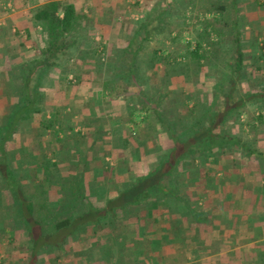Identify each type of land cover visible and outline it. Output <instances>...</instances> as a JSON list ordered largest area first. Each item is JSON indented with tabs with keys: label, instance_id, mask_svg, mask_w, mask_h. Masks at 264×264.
Here are the masks:
<instances>
[{
	"label": "trees",
	"instance_id": "1",
	"mask_svg": "<svg viewBox=\"0 0 264 264\" xmlns=\"http://www.w3.org/2000/svg\"><path fill=\"white\" fill-rule=\"evenodd\" d=\"M33 3L32 0H21L19 4L31 6ZM212 3L209 4L213 6L211 13L215 16L214 21L192 23V29L199 38L194 49H191L192 42L181 41V35L177 33L175 39L166 42L165 54H160L159 49L153 50L145 63H139L145 41H153L157 37L156 31L160 36L165 28L175 26L173 15L177 12L172 13L170 6L153 10L155 16L152 15V18L139 20L145 22L143 31L147 32L146 29L150 27L145 39L141 38L144 34L137 36V39L145 40L141 45L131 40L127 48L120 50H108L106 45L96 41L92 34L93 16L77 9L74 4L52 1L38 7L34 24L41 28V42L37 50L39 56L21 61L18 69L7 75L5 81L4 113L0 115V203H3L2 194L6 193L7 202L25 204L26 220L34 219V228L38 225L42 235L69 227L79 214L83 218V211L79 212L80 203L83 207L87 200L80 196L79 182L65 187L66 181H72L78 175H71L70 171L57 175L58 172L51 171L57 165L52 161V148L62 149L58 162L61 166L70 165L68 168L75 167V170L83 166L85 163L80 158L84 146V149L94 150L92 147L97 148V143H109L103 134L109 124L107 119L102 120L101 117L112 116L118 111L115 101L119 96H124L125 101L130 100L129 113L126 118L120 119L125 124L133 123L137 130L136 134H131L128 129L126 136L136 139V149L143 151L146 148L145 154L154 155L156 165L147 176L136 175L130 180V188L121 193L118 199L111 200L104 209L96 208L100 216L106 217L114 210L112 203L119 202L123 213L110 214L109 218L113 219L117 230L105 247H108L109 255L122 260V264H202L201 256L193 259L188 257L189 253L195 250L200 253L208 248L216 250L221 243L208 237L215 224L213 214L216 213V209L209 206L210 202L223 205L227 201L228 205L222 209L239 211L229 205L238 204L245 198V194L240 192V158L248 159L251 168L256 163L264 173V147L259 146L261 143L256 140L264 136V43H260L254 35L250 49H243L241 26L244 19L239 15L242 2L233 0L232 20L225 15L223 4ZM181 4L183 6L185 3H178ZM191 4L188 2L187 5L190 7ZM198 12L195 14H200ZM179 18L186 20L179 29L192 34L188 29L190 23L186 24L187 17L182 15ZM258 33L257 30L256 35ZM213 34L221 41L210 44L209 38ZM226 34L230 35L233 51L230 59L225 60L224 57V61L216 48ZM204 39L212 48L211 52L203 47ZM172 47L184 52L182 61H175L163 68L160 60L162 57H172V53L168 56ZM128 51H131L133 59L124 64ZM81 53H84L81 57L83 63L79 59ZM105 54L106 61L102 59ZM178 56L174 54L173 59ZM220 65L222 68H218ZM80 69H83L81 73ZM71 71L79 79L80 85L68 79ZM194 77H199V81L194 82ZM206 79H212L213 83L209 96L197 92L201 94L198 101H193L192 106L188 105L186 95L191 97L194 93H187L186 89L191 90L193 82L197 89L200 87L204 90L202 86ZM82 84L98 85L94 88L97 95L78 109L74 99L79 94L74 91ZM239 84H247L248 87L236 99L234 93L238 91ZM55 91L61 92L63 98L53 104L51 96ZM173 99L176 103L169 104ZM250 106L256 107L255 111L252 112ZM139 112H144L146 116L135 120ZM243 116L246 119L243 120ZM74 119L79 120L78 124L84 131H76ZM142 123L145 125L141 130ZM88 130L94 134L93 144L85 139L89 136ZM142 139L145 144L141 142ZM164 139L169 143L167 148ZM69 142L74 145L71 146ZM69 147L70 152L76 150L78 160L70 158ZM228 157L233 160L232 166L226 164ZM22 168L29 176L18 180L17 173ZM219 172H224V183L218 177ZM49 173L51 177H48ZM190 180H195V183ZM26 184L30 189L35 186L44 189L47 195L51 194L49 189L52 184L61 186L62 194L71 190L78 215L62 216L70 208L69 199L58 207L46 205L39 208L34 198L24 196V189L21 188ZM208 184L216 189L218 185L229 186L231 197L225 201L216 195L202 202L203 187ZM12 186L17 189L14 190ZM36 192L41 195V191ZM16 194L24 198L16 197ZM128 204L130 209H125ZM40 209L44 216L39 214ZM93 210L92 207L87 213ZM101 234L109 237L107 231ZM106 262L114 263L108 257Z\"/></svg>",
	"mask_w": 264,
	"mask_h": 264
},
{
	"label": "crops",
	"instance_id": "2",
	"mask_svg": "<svg viewBox=\"0 0 264 264\" xmlns=\"http://www.w3.org/2000/svg\"><path fill=\"white\" fill-rule=\"evenodd\" d=\"M20 1L21 0H0V115L4 113L3 105L6 99L4 88L5 81L7 82V75L13 74L15 70L18 69V64H20L21 61H29L39 56L37 50L39 49L38 44L41 42V28L34 24V15L36 9L41 5L52 1L69 2L74 4L77 9L84 11L85 14L92 15L94 20V30L92 34H94L97 41L101 39L108 50L127 48L131 40L138 42V44L145 41L141 38H146L145 33L149 32L148 30H150V27L146 29L147 32L145 30L143 31L142 26L145 22L139 20L152 18L153 15V11L150 10L143 11V13L146 12L145 15L136 12V9H141L142 7L139 4H143L145 0H32L34 3L31 6L20 5ZM164 1L166 2V0H157V2ZM15 3L17 4L16 7L14 6ZM133 4H135L136 7H134ZM133 8H135V10ZM262 14H264V10ZM139 34H144V36H140L141 38L137 39V35ZM145 42V48H153L154 44L152 41L146 40ZM22 44L23 46H21ZM138 44L136 46L140 47L141 44ZM133 48L137 49L136 47ZM82 56H84V53H81L79 58L81 61L80 63L84 62L83 58H81ZM82 70L80 69L79 72L81 73ZM69 76L70 73L68 79L70 78ZM85 87L86 85L82 86L81 89H85ZM78 94L79 96H76L74 99L76 100V105L78 103V109L81 104L93 99V96L88 97L89 94H85L84 91ZM51 98V103L56 104L61 101L63 95L61 92L58 93L55 91ZM126 101L124 100V96H119L115 101L119 110L112 116L105 115L101 117L102 120L107 119L109 124L108 128L103 131V134L106 135L105 139L109 143H107V145L97 143V148L92 147L94 150H89V148L84 149V146V148H82L80 160L84 161L85 164L76 168V170H78L77 175L84 177V179L81 180L82 182H80V188H88V190H90L93 196L91 202L99 209H104L111 200L115 201L119 198L121 193L129 189L130 180L136 177V175L147 176L152 170V167L156 165V158L154 155L145 154L146 148L143 151L139 148L136 149V147H138V144L135 142L136 139L133 137L130 138V135L128 137L126 136L128 129H130L131 134H136L135 132H137L133 123L125 124L122 119H120L128 116L130 100L126 99ZM55 109H53L54 112ZM139 113L140 115H135V120H141L146 116L144 112ZM75 118L78 117L76 116ZM74 123L77 125L76 131L81 129L82 131L85 130L78 124L79 120L74 119ZM144 125L145 123H142L141 130ZM89 130L87 132L89 136L85 139L87 142H90V144H93L94 134H91ZM163 141L164 146L167 148L169 144L168 141L166 139ZM141 142L145 144L143 139ZM68 144L71 146L74 145V143L71 142ZM261 145L262 144H259V146ZM61 150L62 149L59 147L52 148L54 159L57 161L58 159L56 157L59 159L61 158ZM75 151L76 150H72L70 153L74 154L72 159L78 160ZM239 162V167H241L239 180L242 182L240 192L245 194V198L241 201L243 203H230L229 205L234 206L235 209L238 208L239 211L232 212L229 211V208H227L228 210L222 209L225 205H228L226 199L231 197L229 186H220L217 184L218 189L213 188L214 186H211V184L204 186L202 202L208 201L210 197L214 198L216 195H219L226 201V204L224 203L223 205H221L220 202H210L209 204L210 207L216 209V213L213 214L215 224H213L210 229L208 237L210 240L219 241L221 243H219L216 250L208 248L206 251L202 250V252H200L201 254L196 250L192 251L188 255L189 258L196 259L201 256V260L207 259V262H204V264H222L223 259L225 260L224 264H264V173L260 171L261 168L256 163L253 165L254 168H251L249 166L251 163H249L248 159L240 158ZM226 164L232 166L233 160H230V163L226 161ZM61 167L65 171H70V174L76 173L75 167H72V169L68 168L70 165H63ZM223 173L224 172H219L218 177L221 178L224 183ZM130 174L133 175V178H129ZM212 178H214V176H212ZM190 181L195 183V180ZM252 188L255 191H253ZM40 189L41 188L38 187V190ZM252 192L255 193L252 194ZM103 193L107 194L105 198V194L103 195ZM54 198L55 194L54 196L50 194L49 206L58 207L65 204L64 202L57 203L58 205L54 204V202L52 203V199ZM248 198H250V200H248ZM86 204L90 205L87 202L84 203L83 207ZM93 204H91L92 207ZM112 207L114 210L112 209V213H110L111 216H113L112 214H123L120 210L119 202H113ZM130 207V204H128V207L125 209H130ZM26 221L25 224L31 229L36 225L34 219H28ZM102 221L104 225L100 228L98 227V231H107L109 237L99 234L98 242L95 239L92 240L93 233L91 232L90 237L86 235V239L92 240V246L87 247L85 245L86 247H83V243L81 244L82 246H80L82 250H87V252L91 249L93 252L97 253L98 250L99 260L96 264H108L109 262H106L107 257L109 259L113 258L112 255H109L108 247L106 248L105 246L108 239L112 238L113 232L117 230L116 224L112 223L113 219L110 222L106 220ZM128 232H130L129 229ZM37 236L40 237L39 235H32L30 240L33 242V238L35 240ZM66 237H68V234H60L56 240L60 242ZM75 239L78 240L79 238L77 237ZM1 242L0 248L3 249L6 247V240L3 243ZM34 250L37 253L39 252V248ZM34 250L32 249V251ZM27 254H30V259L27 260L25 264H30L31 259H38V261L42 263L43 260L40 255L32 252ZM9 260L12 261L11 259ZM68 261L71 262L70 260Z\"/></svg>",
	"mask_w": 264,
	"mask_h": 264
},
{
	"label": "rangeland",
	"instance_id": "3",
	"mask_svg": "<svg viewBox=\"0 0 264 264\" xmlns=\"http://www.w3.org/2000/svg\"><path fill=\"white\" fill-rule=\"evenodd\" d=\"M188 2L192 3L191 4L192 7L191 6L189 7L187 5ZM239 2L240 3L242 2L240 4L241 5L240 6L241 12L239 13V15L242 16L244 19V25L241 26V28H242V30H241L242 31V40H243L242 47L244 50H247L248 48L250 49V47L253 43V40L255 39L254 35L256 37H258V40H260L259 41L260 43H264L263 42V40H264L263 39L264 14H262V11L264 10V0H259V1L258 0H239ZM254 2L257 4H255ZM178 3H185V4L182 6V4L178 5ZM209 3H212L213 5L223 4L224 7L226 8V10H225L226 14L225 15L228 16V20H230V19L232 20L233 14H232L231 10H233L232 9L233 0H189V1L188 0H166V2L165 1L164 2H157V0H145L143 2V4H139L142 7H141V9H136V12L141 13V15H145L146 12L143 13V11L160 10V9L164 8L165 6H170L172 9V13L174 11L177 12L176 15L175 14L173 15V17H174L173 22H174L175 26H172L171 28H165L162 31L163 33L160 36L158 35L160 33H158V31H156L157 37L153 38V41H152V43L154 44L153 48L152 49L144 48V50H142L139 63L140 62L145 63L146 61H148L149 55L152 54L153 50L159 49V50H161L160 54H165L166 42L168 43V40L171 42L173 39H175V37L177 36V33L181 35L180 36L181 41L192 42L193 46L191 47V49H194L196 47V44L198 43L197 40H199V38L197 39L196 32H195V30L192 29V25L198 24L200 21H202L203 23L214 21L213 17H215V16L212 15V13H211L213 6ZM193 4L195 5V7H193ZM257 5H259V6H257ZM133 6L136 7L135 4H133ZM133 9L135 10V8H133ZM199 9L201 10V12H198ZM229 10H230V12H229ZM197 12L200 14H195ZM182 15L187 17L186 19H188V22L186 24L190 23V24H188V29H191L192 34H190L189 31H181L179 29V27H182L184 25V21H186L185 19L181 20L179 18ZM218 27L221 28V25H218ZM254 29H256V30H254ZM257 30H259L258 31L259 33L256 35ZM225 32H227V28H225ZM98 41L103 43V41H101V39ZM209 41H210V44L211 43L213 44V43H217L218 41H221V40L219 39V37H216V35L213 34V36H210ZM222 41H223L222 43L219 42L220 44L217 46L216 49L220 50V57L222 58V60H224V57L226 58L225 60H229L231 57V52L233 51L232 41L230 40V35L226 34V37H224V39ZM206 42H207V40L204 39L202 42L203 47H205L207 49L206 50L207 52H211L212 48H210L209 45L206 44ZM167 46H168V44H167ZM174 48H175V46H174ZM177 48L176 49H173V47L169 48L170 52L169 53L167 52L168 56H171L173 54L170 59H163V57H162V61L160 60V62H161L160 64L163 66V68H165L169 64L172 65L175 61H178V62L182 61L181 55L184 52H182V51L179 52V50ZM110 54H111V52L109 53V55ZM174 54H179V56L177 58L179 60H177L176 58L173 59ZM102 59L104 61H106L107 60V54L102 56ZM132 59H133V55L131 54V51H128L126 59L124 61V64L130 63L132 61ZM248 63L251 64V60H249ZM218 68H222L221 65ZM69 77H70L69 80L72 81L74 84L80 85L79 79L77 78V76L74 75V73L72 71L70 72ZM197 78H199V77H194V79H193L194 82L199 81ZM170 80H171V78H169V81ZM211 80L212 79H206V81L204 83L205 85L202 86V88L204 90H202L199 86L198 87L201 90L197 89V85L194 84L193 82H191L192 88H191V90H189L187 88L186 92L190 93V94L191 93H194V94L191 97H188L186 95V97L188 98V101H187L188 105L192 106L193 101L194 102L198 101L199 96L201 94L199 95V94H197V92L203 93V95L209 96V93H211V89L213 87V83L211 82ZM148 81L150 83L153 82L151 80H148ZM82 86H83V84H82ZM97 86L98 85L88 84V85H86L85 89H81V87H79V89H76L74 92L75 93L77 92L76 94H78L81 91H84L85 94H89L88 97L93 96V98H94L96 95V92H95L96 90L94 88ZM247 87H248L247 84L246 85L245 84L240 85L238 91H236L234 93V97L236 99L240 98V96H242L245 93V91H247ZM175 99H178V98H175ZM175 99L171 100L168 103L169 104H171V103L175 104L176 103ZM250 107H251L250 110L252 112L255 111L256 107H254V108L252 106H250ZM242 118H243V120L246 119L245 116H243ZM67 134L69 135V133H67ZM256 140L258 143L262 142L261 144L264 147V136H260ZM70 149L71 148L69 147L68 148L69 153H70ZM73 156H74V154H71L70 158L72 159ZM56 158L59 161V158L58 157H56ZM230 160H231V157H228L229 163H230ZM52 161L55 162V164H57V165L55 166V169L52 168L51 171L53 170L54 173L58 172L57 175H60V174H62V172H65V170L61 167L62 164H58V161L55 159H53ZM77 172H78V170H76V173L74 175H77ZM130 172H132V171H130ZM28 176H29V173H27L26 169L22 168L21 170L18 171L16 178L19 180V179H24L25 177H28ZM51 176H52L51 173H49L48 177H51ZM129 176H130L129 178H133L132 174H130ZM82 179H84V177H80V175H79L78 178H74V179H72V181L71 180L69 182L66 181L65 187L69 188L71 185H73L72 182H75V181L79 182V185H80V182H82L81 181ZM37 185H39V183ZM11 188H14V190L17 189L14 186H12ZM67 188H65V189H67ZM21 189H24L23 194L27 199H30L32 197L35 199V202H38L39 208L41 206H43V208L46 205L49 206L50 200L48 199V196L50 197V195L49 194L47 195V192H45L44 189H40L41 195L38 192H36V191H40V190H38V186L37 187L35 186L34 188L30 189L29 185L26 184V185H24V188H21ZM45 190H47V189H45ZM62 190H63V188L61 189V186H59V185H55V184L51 185L49 192L53 196L55 194V198L52 199V203L53 202H54V204L62 203V202L65 203L66 200L69 199V200H71L70 201V203H71L70 208L66 209L65 210L66 213H64L62 216L64 217L65 214L66 215L73 214L74 216L78 215V213L75 209V201H72V196H71L72 191L68 190V193L65 192L62 194ZM53 192H54V194H53ZM80 192H81L80 196L87 200L85 203L88 202L89 204H93L91 202V198L93 196L91 195L90 190H88V188L81 189ZM104 194L105 193H103V195ZM2 195H3V199H2L3 203H0V242L2 241L1 243H3L6 240V244H5L6 247H4L3 249L0 248V264H25V262L30 259V254H27V253H31V252L34 254L40 255L43 261H42V263H40L38 261V259H31L30 264H96L95 260H97V261L99 260L98 250L96 253V252H93V250H91V249L89 250V252H87V250H82L80 248V246H82L81 245L82 243L84 244L83 247L85 245L87 247H91L92 246V240H94V239L99 242V234H101L102 231H98V227H102L104 225V222L102 220H106L107 222L112 221V219L109 218V217H111L110 215H108L106 217H104L103 215L100 216V214H98L96 211L97 206H95L93 204L94 210L88 214L87 212L90 209H92V206L86 204L83 208L82 203H80L81 207H80L79 212L83 211V214H84L83 218H81L80 216H82V215L79 214L78 216L75 217L74 221H76V222L74 224H71L69 227L60 230V232H58V233L57 232H55V233L51 232L49 234L42 235L41 234V228H39L38 225L36 228L31 229L24 223V220L26 221V215H27V213L25 211L26 205L22 204L21 202H18V201H17L18 204H16V203L11 204L10 202H7V200H8L7 194L3 193ZM106 195L107 194L104 195V198ZM15 196L16 197L20 196L22 199L24 198L23 195H19V194L18 195L16 194ZM0 197H2V196H0ZM39 214H41V216H44L45 213H43V211H41V209H40ZM48 214L49 213H46V215H48ZM91 232L93 233V239L87 240L86 235H88L90 237ZM65 233L68 234V237H66L64 240H62L60 242H59V240H56L60 234L65 235ZM32 235H39L40 237L37 236L35 238V240L33 238V242H32V240H30ZM76 236L79 238L78 240L75 239V238H77ZM38 238H40V239H38ZM117 243H119L118 240H117ZM94 245H96V244H94ZM97 245H98V243H97ZM31 246H32V248H31ZM38 248H39V252L37 253L34 249H38ZM32 249L34 251H32ZM9 259H11L12 261H10ZM68 260H70L71 262H69ZM111 261L114 262L113 264H122V260L120 261L119 258L114 257V256H113V258H110V262ZM204 262H207V259L201 260L202 264H204ZM222 262H223L222 264H224L225 260L223 259ZM130 264H135V263H130Z\"/></svg>",
	"mask_w": 264,
	"mask_h": 264
}]
</instances>
